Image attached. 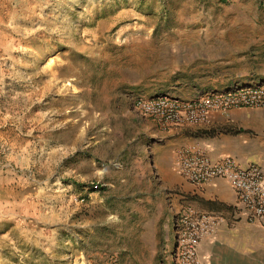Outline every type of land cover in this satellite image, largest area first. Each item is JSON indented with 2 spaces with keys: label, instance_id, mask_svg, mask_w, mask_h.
<instances>
[{
  "label": "rangeland",
  "instance_id": "374dc122",
  "mask_svg": "<svg viewBox=\"0 0 264 264\" xmlns=\"http://www.w3.org/2000/svg\"><path fill=\"white\" fill-rule=\"evenodd\" d=\"M262 81L264 0H0V264H172L167 149L242 129L131 101Z\"/></svg>",
  "mask_w": 264,
  "mask_h": 264
},
{
  "label": "built area",
  "instance_id": "2783aa9c",
  "mask_svg": "<svg viewBox=\"0 0 264 264\" xmlns=\"http://www.w3.org/2000/svg\"><path fill=\"white\" fill-rule=\"evenodd\" d=\"M131 106L137 113L152 118L163 129L200 125L213 112L232 108H264V81L258 84H232L226 90H211L192 99L160 93L138 96ZM177 167L191 183L202 185L216 178L225 180L236 192L249 221L264 219V170L257 163H244L227 155L213 160L202 147L183 148ZM95 188L98 184L94 185ZM83 202L84 197H76ZM223 218L193 207L181 208L174 219V241L169 252L172 264H204L199 254L202 239L213 235Z\"/></svg>",
  "mask_w": 264,
  "mask_h": 264
},
{
  "label": "crops",
  "instance_id": "0c3cea01",
  "mask_svg": "<svg viewBox=\"0 0 264 264\" xmlns=\"http://www.w3.org/2000/svg\"><path fill=\"white\" fill-rule=\"evenodd\" d=\"M209 123L242 129L237 133L219 135L211 141L197 143L213 160L231 155L244 163H257L264 170V108L242 107L232 108L227 112H213L210 120L200 125ZM200 125L173 126L166 130L172 133L183 127ZM182 146H186V143H178L167 149L165 165L179 187L177 197L180 209L193 207L224 219L213 235L200 242L199 254L204 264H264V219L249 221L236 192L223 179L216 178L202 185L189 182L176 163L177 150ZM162 179L164 187L174 184L171 179Z\"/></svg>",
  "mask_w": 264,
  "mask_h": 264
}]
</instances>
